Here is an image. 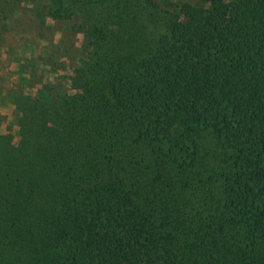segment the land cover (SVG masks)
<instances>
[{
    "label": "trees",
    "instance_id": "16d2710c",
    "mask_svg": "<svg viewBox=\"0 0 264 264\" xmlns=\"http://www.w3.org/2000/svg\"><path fill=\"white\" fill-rule=\"evenodd\" d=\"M22 3L83 43L8 98L0 264H264V0H0V29Z\"/></svg>",
    "mask_w": 264,
    "mask_h": 264
},
{
    "label": "rangeland",
    "instance_id": "374dc122",
    "mask_svg": "<svg viewBox=\"0 0 264 264\" xmlns=\"http://www.w3.org/2000/svg\"><path fill=\"white\" fill-rule=\"evenodd\" d=\"M198 4L201 0H187ZM28 8L22 3L8 24L0 29V133L6 130L16 134V113L9 96L12 91L23 88L24 84L32 88H24L27 93H34L44 86H54L55 89H66L65 75L61 70L64 62L62 48L67 50L70 57L82 48L81 32H74L72 23H60L48 19L45 28L27 26ZM6 23V22H5ZM9 25V26H8ZM10 27V30H6ZM49 57V58H48ZM50 61L46 71L39 69V63ZM36 63L34 67L33 64ZM29 67L30 74L25 77L20 73V67ZM26 69V68H25Z\"/></svg>",
    "mask_w": 264,
    "mask_h": 264
}]
</instances>
